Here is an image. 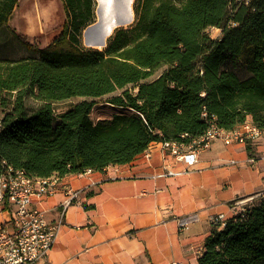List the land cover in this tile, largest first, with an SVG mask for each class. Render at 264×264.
Masks as SVG:
<instances>
[{"label": "trees", "instance_id": "obj_1", "mask_svg": "<svg viewBox=\"0 0 264 264\" xmlns=\"http://www.w3.org/2000/svg\"><path fill=\"white\" fill-rule=\"evenodd\" d=\"M18 0H0V27ZM60 33L32 55L0 57V174L62 177L130 162L153 141L189 144L211 122L264 128V0H135L136 20L102 49L82 48L95 0H61ZM221 30L218 38L206 29ZM238 60L240 78L224 67ZM166 65L155 78L143 81ZM131 85L132 88H126ZM119 110L93 119L94 100L55 113L52 102L102 97ZM39 104L30 109L26 97ZM197 264H264V199L212 226Z\"/></svg>", "mask_w": 264, "mask_h": 264}, {"label": "crops", "instance_id": "obj_2", "mask_svg": "<svg viewBox=\"0 0 264 264\" xmlns=\"http://www.w3.org/2000/svg\"><path fill=\"white\" fill-rule=\"evenodd\" d=\"M260 153L263 138L249 144L216 139L188 165L153 141L126 164L66 174L57 190L33 202L54 221L63 187L81 190L37 264H197L214 213L229 217L238 200L264 189ZM163 169L178 174L157 176ZM190 214L195 220L179 227L177 218ZM5 216L0 212V221Z\"/></svg>", "mask_w": 264, "mask_h": 264}, {"label": "built area", "instance_id": "obj_3", "mask_svg": "<svg viewBox=\"0 0 264 264\" xmlns=\"http://www.w3.org/2000/svg\"><path fill=\"white\" fill-rule=\"evenodd\" d=\"M261 137H264V128L247 127V120L230 132H221V129L211 122L205 132L189 144L175 146L174 141H161V145L169 149L176 158L190 165L195 161L196 152L206 148L213 140L249 144ZM261 158L264 162V154ZM247 161L254 162V158L248 157ZM231 162L235 161L231 160ZM175 174H178L175 170L163 169L157 176ZM59 178L57 176L35 178L28 176L22 169L11 166L0 174V212L6 215L0 221V264H37L45 257L56 238L66 208L81 192L71 186H64V198L60 202V218L49 221L45 216V210L37 204L33 205V202L39 203L43 196L57 190ZM263 193L264 189L236 203L241 206L257 195L264 196ZM195 218V214L178 217L177 224L181 228L187 227ZM226 218L224 213L219 212L214 213L211 221L214 225L221 226ZM171 264H180V262Z\"/></svg>", "mask_w": 264, "mask_h": 264}, {"label": "rangeland", "instance_id": "obj_4", "mask_svg": "<svg viewBox=\"0 0 264 264\" xmlns=\"http://www.w3.org/2000/svg\"><path fill=\"white\" fill-rule=\"evenodd\" d=\"M103 0H95V18L94 21L84 27L81 33V45L82 48H98L102 49L104 46H94L92 42L87 39L92 36V29H87L91 24H96L99 26L103 22H109L108 18L113 15L109 12L102 13L97 7H100V3ZM129 3L126 4V12L129 14V10L133 14L132 20H126L120 23L117 27H127L134 23L136 20V15L134 12L135 0H128ZM65 20V14L63 10V4L61 0H18L7 23L0 27V57L4 58H19L24 56L32 55L33 53L27 51L22 43L16 38V32L22 34L26 39L36 47H43L50 43L54 37H56L62 28V24ZM116 27V28H117ZM88 30V32H87ZM114 31V30H113ZM210 34L213 38H218L221 34V30L216 27H208L206 32ZM113 33V32H112ZM112 35V34H111ZM111 35L106 39V43ZM34 55V54H33ZM167 66L161 65L156 68L152 75L145 78L143 81H148L155 78L161 71H163ZM224 67L233 69L240 78H244L248 75V72L244 66L236 60H228L224 63ZM126 88H132L131 85H127ZM122 89H116L111 93L103 95L102 97H81L73 96L63 100L52 102V107L55 113H60L72 104L78 102L81 99L94 100L95 105H93L90 117L93 119L99 118H110L113 112L119 110L107 102V99L113 95L119 94ZM27 107L30 109L35 108L39 101L33 96L26 97ZM264 139V137H261ZM260 139V138H258ZM257 139V140H258ZM262 154L260 153V156ZM255 156V155H254ZM264 194V193H263ZM264 199V196L257 195L254 198L246 201L245 204L239 206L236 212L242 211L246 204L251 203L253 200L258 201Z\"/></svg>", "mask_w": 264, "mask_h": 264}, {"label": "water", "instance_id": "obj_5", "mask_svg": "<svg viewBox=\"0 0 264 264\" xmlns=\"http://www.w3.org/2000/svg\"><path fill=\"white\" fill-rule=\"evenodd\" d=\"M104 1V2H103ZM101 3L102 5H100V7H97L100 12L102 13H107L109 12L113 15H110V17L108 18L109 22H103L101 23L99 26H96V24H91L87 27V29H92L93 31L92 32V36L90 37L89 35V38L87 37V39L89 41H91L94 46H105L106 45V39L112 34V31L111 32V28L112 26L114 25L115 29L116 27L120 24V23H123V21L125 22L126 20H130L129 19V16L130 15H127V12L125 11V16L124 17H121L116 14H118V11L115 10V8H113L112 10H106L108 6H106V0H103ZM100 3V4H101ZM118 28V27H117ZM114 29V30H115ZM88 32V30H87ZM98 49V48H97Z\"/></svg>", "mask_w": 264, "mask_h": 264}, {"label": "bare ground", "instance_id": "obj_6", "mask_svg": "<svg viewBox=\"0 0 264 264\" xmlns=\"http://www.w3.org/2000/svg\"><path fill=\"white\" fill-rule=\"evenodd\" d=\"M127 3H129L128 0H106V4H107L106 6H108L106 10L108 11V10H112L113 8H115V10L118 11V14H116V15H118V17L119 16L124 17ZM100 5H102V3ZM129 14H130L129 19L132 20L131 18H133V14L131 12V9L129 10ZM114 29H115V27L113 25L111 28V32ZM246 120H247V127H255L256 126V125L252 124L250 119H246ZM239 126H237V127H239ZM216 127L221 129V132H230L231 130H234V128L231 130H226V129H223L217 125H216ZM237 127H235V128H237ZM164 141H167V140H164ZM175 146H183V144L175 142Z\"/></svg>", "mask_w": 264, "mask_h": 264}]
</instances>
